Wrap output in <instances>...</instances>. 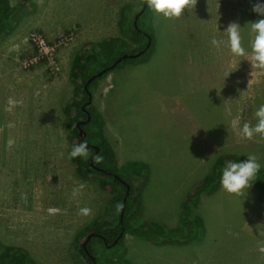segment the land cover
Segmentation results:
<instances>
[{"label": "rangeland", "instance_id": "1", "mask_svg": "<svg viewBox=\"0 0 264 264\" xmlns=\"http://www.w3.org/2000/svg\"><path fill=\"white\" fill-rule=\"evenodd\" d=\"M255 3L193 0L179 19L149 9L142 28L156 39L152 60L110 72L93 89L120 169L135 165L139 222L178 228L183 199L216 163H203L191 141L184 146L167 109L179 79L170 63L172 50L193 58L180 79L185 76L195 88L202 85L188 97L191 110L204 121L209 113L220 119L218 129L208 126L219 147L215 158L235 153L247 160L255 155L264 164V139L249 140L240 132L243 123H256L254 112L264 104V73L254 71L250 52L237 57L228 47H183L199 35L208 44L211 32L205 34L204 28L215 20L213 12L219 14L216 21L223 32L233 22L245 27L264 18L253 12ZM142 8V0H28L14 18L11 34L0 36V256L23 253L28 263L86 264L78 233L95 221L117 222L118 195L100 188V176L80 177L69 159L72 129L64 109L73 97L74 58L87 44L100 49L110 39L116 52L131 54L137 46L126 25ZM242 32L249 47L248 28ZM224 36L212 32V38ZM83 208L90 213L81 214ZM199 215L205 234L198 241L157 246L126 235L119 258L129 264H264V205L255 185L244 198L222 188L203 196Z\"/></svg>", "mask_w": 264, "mask_h": 264}, {"label": "trees", "instance_id": "2", "mask_svg": "<svg viewBox=\"0 0 264 264\" xmlns=\"http://www.w3.org/2000/svg\"><path fill=\"white\" fill-rule=\"evenodd\" d=\"M27 2L28 0H0V36L3 34H11L13 31L12 22L19 12L26 7ZM142 3L144 7V5H147L148 0H142ZM139 12H136L126 25V30L131 33L132 41L137 46L131 54H137L144 50L148 43V38L151 37L152 46L148 51L136 59H127L110 69L126 53L116 52L115 40L110 39L108 42H103L99 46L104 51L103 56L99 53L100 49H95L91 44H87L84 52L77 55L72 63L70 77L75 86L73 97L68 101L64 109V113L68 119V126L72 129L69 150L71 151L73 145L85 140L89 144L88 158L72 159V163L76 173L80 177L90 178L97 175L103 178V181L99 184L100 188L108 193L118 195L114 199V203L119 208L117 222L102 223L95 221L78 233L77 237L84 241L80 252L86 260V264H95L91 260V256L95 257L96 264H129L118 256V252L124 246L126 235L146 239L157 246H170L175 244L181 246L198 241L205 234V222L199 215V208L203 196L215 195L221 188L219 178L222 174L223 167L228 162L245 161L242 156L235 153L221 154L217 158L212 171L203 180L195 183L183 199L180 226L178 228H169L163 224L147 220L139 222L136 219L138 214L141 213L142 206L140 202L141 193L138 188L140 183L135 178L137 175L135 174V169L132 168L135 165L126 167L124 170L120 169L117 151L106 130L107 121L100 109L94 105L93 89L95 90L98 82L110 72L123 69L131 64L142 63L153 54L152 49L156 45L155 36L152 31L142 28L143 19L149 12V8L146 7L144 13L140 16L138 29L135 27L134 20ZM123 20L124 25L126 22L125 17ZM105 69L108 70L102 77L96 78L88 84L92 76ZM90 93L93 97V102L90 106L86 107V110L90 113L91 120L81 126L86 133V137L83 140L77 124L88 119V114L83 109V106L90 100ZM95 147L99 149L98 153H96ZM91 156H94L92 161L89 160ZM253 183L258 189L260 201L264 205L263 169L258 174L257 181H253ZM128 185L130 186L129 192L127 189ZM125 198H127L126 210L124 218L121 220V212ZM88 235H92L86 245L89 253L84 249V243L87 241ZM120 235H122L120 241L116 245H113ZM27 260L28 256L23 253L11 255L9 252H4L0 256V264H36L33 262L28 263Z\"/></svg>", "mask_w": 264, "mask_h": 264}, {"label": "clouds", "instance_id": "3", "mask_svg": "<svg viewBox=\"0 0 264 264\" xmlns=\"http://www.w3.org/2000/svg\"><path fill=\"white\" fill-rule=\"evenodd\" d=\"M193 4V0H148L147 7L155 13L162 15L167 19H179L185 16L186 10L188 11ZM253 12L257 15L264 17V0H256L253 7ZM250 26V27H249ZM248 28V44L245 47L244 34L242 29ZM227 39H217L213 37L211 44L217 49L226 43L230 53L237 57H245L251 54L252 68L264 70V18L256 22H249L245 27H241L238 23L233 22L228 25L226 30ZM14 101L9 100V105ZM256 123L249 124L243 123L240 128L241 134L247 139L253 138L264 139V104H261L254 112ZM238 124V120L233 122ZM13 141H9L11 146ZM69 159L88 158L89 144L83 141L79 144L72 146L71 151L68 153ZM264 164H261L255 155H247L245 161H231L223 167L222 174L219 178L221 188L229 194L244 198L245 193L254 185L253 181H257L258 174ZM73 195H76L74 191ZM81 214L88 215L90 209L83 208L80 210Z\"/></svg>", "mask_w": 264, "mask_h": 264}, {"label": "crops", "instance_id": "4", "mask_svg": "<svg viewBox=\"0 0 264 264\" xmlns=\"http://www.w3.org/2000/svg\"><path fill=\"white\" fill-rule=\"evenodd\" d=\"M210 15H214L215 20H213L210 23L208 22L207 24H205L207 25L204 28L205 34H207V32H211L210 39L208 40L205 38V42H208V44H205L204 41L201 39V36L199 35L198 38L194 40V42H192L191 40H188V44H186L185 42L183 44L184 48L188 47L191 49H194V48L201 49L202 47H211L213 46L211 44L212 32H214V30H217L219 32V35L220 33L223 34V30L220 27L221 26L220 23L218 24L216 21V15L219 16V14H216L215 12H213ZM226 38L227 36L225 33V36H224L225 41H226ZM221 47H227L226 43L222 45ZM153 56L154 55L152 54L150 58H148V60H152ZM169 57H170V63L174 64V66L176 67L175 70H177L178 72L177 76H179V79H177V83L174 86L176 88H174V91L170 95V98L167 100V107H168L167 109L171 115L172 121L177 125L178 128L181 129V132H182L181 134L185 140L184 146L188 147L189 144L187 143V140L191 141V143L195 145L197 149V153L199 152L201 154V159L203 163L207 162V160H209V162L214 161V159L217 160L218 157L215 158V156L217 152L219 151V147L217 146V140L213 136L212 131L208 129V126H212V127L214 126L218 129L219 124H220L219 123L220 119L219 117L212 116L209 113L208 120L204 121L203 118L200 119V116H198L197 114H194V112L190 108L188 97L193 96L196 93V90L201 88L202 85L201 86L198 85V88H195L194 86H191L189 84V81L185 79L186 78L185 76L182 79H180V76L184 75V71H183L184 66L185 67L186 65L188 66L190 60H193V58L190 55H184L181 50H172L169 53ZM142 64H145V63H135L134 65H131V66L141 67ZM139 67H137L136 69H138ZM254 71L264 73V70L254 69ZM172 78L174 77L172 76ZM262 93H263L262 95H264V87H263ZM204 106L200 107V112L204 110ZM210 111L208 110V112ZM214 112H217V111H214ZM205 122H208V124H205ZM172 136H175L178 138L180 137V135L176 133H173Z\"/></svg>", "mask_w": 264, "mask_h": 264}, {"label": "water", "instance_id": "5", "mask_svg": "<svg viewBox=\"0 0 264 264\" xmlns=\"http://www.w3.org/2000/svg\"><path fill=\"white\" fill-rule=\"evenodd\" d=\"M146 7H147V5H144L143 10L139 13V15L136 16L135 21H134V24H135L136 27H138V19H139V16L145 11ZM151 45H152V39L149 37V42H148V44H147V46H146V48H145L144 50L138 52L137 54H124L121 58H119V59L116 61V63H115L112 67H110V69L114 68L117 64H120V63H122L123 61H125V60H127V59H136V58L140 57L142 54H144L146 51H148V50L151 48ZM107 70H108V69H105V70H103V71H101V72L95 74L94 76H92V77L89 79L88 84L91 83V82H92L93 80H95L96 78L102 77L103 74L107 72ZM88 84H87V86H88ZM87 86H86V88H87ZM89 97H90V100H89V101L83 106V109H84L85 112H87V114H88V119H87V121H81V122H79V123L77 124V127H78V129L80 130V132H81V137H82L83 140H84L85 137H86V133H85V131L81 128V126H82V125H85L86 123L90 122V120H91V115H90V113L86 110V107H87V106H90V105L92 104V102H93V97H92L91 93L89 94ZM95 149H96V153H98V152H99V149H98L97 147H95ZM93 158H94V156L90 157L89 160L92 161ZM127 189H128V192H129V190H130V186H129V185L127 186ZM127 196H128V193H127ZM126 203H127V198L124 199V204H123V208H122V212H121V220H123L124 215H125ZM121 237H122V235H120V236L116 239V241L113 243V245H116V244L120 241ZM90 238H91V236L88 237V239H90ZM87 242H88V241L85 242V245H84V246H85V250H86L87 253H88V250H87V248H86ZM113 245H112V246H113ZM91 260L96 264V262H95V257H94V256H91Z\"/></svg>", "mask_w": 264, "mask_h": 264}, {"label": "flooded vegetation", "instance_id": "6", "mask_svg": "<svg viewBox=\"0 0 264 264\" xmlns=\"http://www.w3.org/2000/svg\"><path fill=\"white\" fill-rule=\"evenodd\" d=\"M142 10H143V9H142ZM142 10H141V11H142ZM141 11H140V12H141ZM140 12H139V13H140ZM139 13H138V15H139ZM143 13H144V12H143ZM143 13H142V14H143ZM142 14H141V15H142ZM141 15H140V16H141ZM136 16H137V15H136ZM140 16H139V18H140ZM135 18H136V17H135ZM138 20H139V19H138ZM134 21H135V20H134ZM135 27H136V26H135ZM137 28L139 29V27H137ZM150 38H151V37H150ZM148 42H149V38H148ZM147 44H148V43H147ZM146 46H147V45H146ZM151 46H152V45H151ZM145 48H146V47H145ZM91 157H92V156H91ZM92 165H93V163H92ZM92 235H93V234H92ZM92 235H88V237H90V236H92ZM90 239H91V238H90ZM90 239H87V241H89ZM85 242H86V241H85ZM87 243H88V242H87ZM84 245H85V243H84ZM86 248H87V246H86ZM84 249H85V246H84ZM88 253H89V252H88Z\"/></svg>", "mask_w": 264, "mask_h": 264}]
</instances>
